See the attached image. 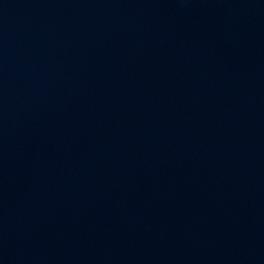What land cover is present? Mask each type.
Instances as JSON below:
<instances>
[{
  "label": "water",
  "instance_id": "obj_1",
  "mask_svg": "<svg viewBox=\"0 0 264 264\" xmlns=\"http://www.w3.org/2000/svg\"><path fill=\"white\" fill-rule=\"evenodd\" d=\"M0 264H264V0H0Z\"/></svg>",
  "mask_w": 264,
  "mask_h": 264
}]
</instances>
